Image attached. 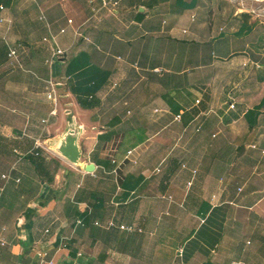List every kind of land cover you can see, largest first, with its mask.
<instances>
[{"label":"crops","instance_id":"crops-1","mask_svg":"<svg viewBox=\"0 0 264 264\" xmlns=\"http://www.w3.org/2000/svg\"><path fill=\"white\" fill-rule=\"evenodd\" d=\"M5 2L0 264H264V25L225 0Z\"/></svg>","mask_w":264,"mask_h":264},{"label":"built area","instance_id":"built-area-1","mask_svg":"<svg viewBox=\"0 0 264 264\" xmlns=\"http://www.w3.org/2000/svg\"><path fill=\"white\" fill-rule=\"evenodd\" d=\"M227 1L229 4H231L232 6L235 7L236 12L237 13H247L250 16H252V18H254L255 21H257L258 23L264 25V0H225ZM1 9H3V7H0ZM1 21H3V19H1ZM69 22H72L71 20ZM65 29L61 30V33H64ZM51 40L54 42V50H53V54L51 56V58L47 61V63H54V62H59V63H63V59L65 56V52L64 50H62L56 41V37L51 35ZM45 41H48L47 38L44 39ZM8 57L9 59L12 60V62H15L17 65L20 66V60L18 58V53L17 50L15 48H10L9 49V53H8ZM62 86V82H58L55 80H48L46 82V87H45V94L46 97L48 98V100L52 101L54 103V105L56 106L60 95H59V87ZM197 103H199L200 101L197 100ZM229 108L230 109H234V104H229ZM177 120L181 119V116H178L176 118ZM253 149L256 148V145H252ZM40 148H44L41 143L39 141L36 142L35 144V151H37ZM133 153V151H129L128 152V156H130ZM36 155H38V153H36ZM136 163V162H134ZM19 181V180H18ZM192 183H189V186ZM81 223V222H79ZM115 226L114 222H110L109 223V227H113ZM121 229H126L128 231H132L133 229L131 227H125V226H121ZM6 243L5 241L1 242V245L4 246ZM39 256L42 257H46V254L44 253H40Z\"/></svg>","mask_w":264,"mask_h":264},{"label":"water","instance_id":"water-1","mask_svg":"<svg viewBox=\"0 0 264 264\" xmlns=\"http://www.w3.org/2000/svg\"><path fill=\"white\" fill-rule=\"evenodd\" d=\"M79 133L80 129L77 128L75 124H72L58 148L59 154L72 164H77L78 157H80V152L76 143Z\"/></svg>","mask_w":264,"mask_h":264},{"label":"trees","instance_id":"trees-1","mask_svg":"<svg viewBox=\"0 0 264 264\" xmlns=\"http://www.w3.org/2000/svg\"><path fill=\"white\" fill-rule=\"evenodd\" d=\"M264 106V103H262L261 105L257 106L256 108H254L253 110L248 111L247 115L248 116H253V119L256 120V118L258 117V113L259 110L262 109V107ZM250 127H254L255 123L254 122H248ZM39 155V154H38ZM38 165H40V163L38 162Z\"/></svg>","mask_w":264,"mask_h":264},{"label":"rangeland","instance_id":"rangeland-1","mask_svg":"<svg viewBox=\"0 0 264 264\" xmlns=\"http://www.w3.org/2000/svg\"><path fill=\"white\" fill-rule=\"evenodd\" d=\"M2 1H3L4 3H6L5 0H2ZM206 72H208V73L211 72V68L208 69V70H206ZM227 101H228V100H227ZM115 223H116V226H118V224L120 223L119 219L117 220V222L115 221ZM113 230H115V229L113 228ZM127 233H128V232H127ZM135 233L138 234L137 231H135Z\"/></svg>","mask_w":264,"mask_h":264}]
</instances>
